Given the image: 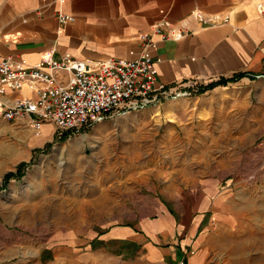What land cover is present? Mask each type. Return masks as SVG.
<instances>
[{
    "label": "crops",
    "instance_id": "obj_1",
    "mask_svg": "<svg viewBox=\"0 0 264 264\" xmlns=\"http://www.w3.org/2000/svg\"><path fill=\"white\" fill-rule=\"evenodd\" d=\"M60 12L75 20L61 23ZM196 12L219 24L204 26ZM162 20L186 35L162 40L153 34L159 79L170 85L207 82L209 89L195 95L202 101L197 116L250 110L253 94L264 86V0H0V53L30 65L65 54L91 61L130 58L140 50V35ZM35 95L28 87L8 91L0 105ZM257 96L263 100L264 92ZM175 101L163 105L170 108ZM55 128L49 121L36 132L27 115L8 120L0 114V133L32 150L52 142ZM195 193L197 199L185 195L190 203L186 197L182 203V194L171 195L173 203H155L154 215L101 226L93 234L71 232V242L52 241L38 252L28 244L7 247L1 259L4 264H32L33 258L34 264H176L192 246L196 252L188 264H264V255L253 259L246 249L252 233L262 229L251 223L252 208L213 189Z\"/></svg>",
    "mask_w": 264,
    "mask_h": 264
},
{
    "label": "rangeland",
    "instance_id": "obj_2",
    "mask_svg": "<svg viewBox=\"0 0 264 264\" xmlns=\"http://www.w3.org/2000/svg\"><path fill=\"white\" fill-rule=\"evenodd\" d=\"M260 89L251 109L234 116H197L202 101L192 96L170 108L108 118L77 134L55 128V139L33 150L0 133V264L7 247L28 244L38 252L52 241L71 242V232L93 234L154 215L157 201L171 204L169 196L182 194L184 203L186 194L201 189L230 194L234 204L252 208L251 223L262 229L254 235L253 227L246 249L253 259L264 255ZM73 143L77 148L70 152ZM20 162L26 163L20 177L6 182L5 174L17 172Z\"/></svg>",
    "mask_w": 264,
    "mask_h": 264
},
{
    "label": "built area",
    "instance_id": "obj_3",
    "mask_svg": "<svg viewBox=\"0 0 264 264\" xmlns=\"http://www.w3.org/2000/svg\"><path fill=\"white\" fill-rule=\"evenodd\" d=\"M195 15L204 26L219 24L199 12ZM58 19L65 24L75 17L60 12ZM154 33L162 40H180L186 35L184 29L162 20L153 25L151 33L140 35V50L131 51L130 58L91 61L65 54L60 60L44 57L30 65L24 58L0 53V98L8 91L24 87L36 94L18 99L12 105H0L1 116L14 120L27 115L36 132L50 121L57 130L77 134L108 118L158 107L208 90L209 84L200 80L170 85L159 79L156 65L160 58L156 56L158 41L153 38ZM195 252L192 246L188 247L176 264H188V257Z\"/></svg>",
    "mask_w": 264,
    "mask_h": 264
},
{
    "label": "trees",
    "instance_id": "obj_4",
    "mask_svg": "<svg viewBox=\"0 0 264 264\" xmlns=\"http://www.w3.org/2000/svg\"><path fill=\"white\" fill-rule=\"evenodd\" d=\"M210 86H208V89H209ZM26 166V163L25 162H21L18 166H17V172H8L5 174V181H9L10 179L12 178H16V177H20V174L22 173L23 171V168Z\"/></svg>",
    "mask_w": 264,
    "mask_h": 264
},
{
    "label": "bare ground",
    "instance_id": "obj_5",
    "mask_svg": "<svg viewBox=\"0 0 264 264\" xmlns=\"http://www.w3.org/2000/svg\"><path fill=\"white\" fill-rule=\"evenodd\" d=\"M77 144L73 143L70 147H69V151L70 152H73L77 147H76ZM129 149V148H128ZM129 151V150H128ZM83 160V159H82Z\"/></svg>",
    "mask_w": 264,
    "mask_h": 264
}]
</instances>
